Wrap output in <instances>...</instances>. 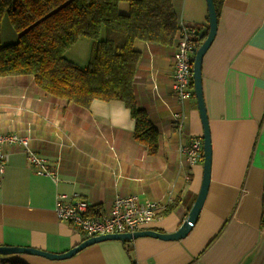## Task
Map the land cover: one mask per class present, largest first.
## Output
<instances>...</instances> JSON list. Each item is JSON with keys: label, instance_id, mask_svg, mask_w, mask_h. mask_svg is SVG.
Masks as SVG:
<instances>
[{"label": "crops", "instance_id": "crops-1", "mask_svg": "<svg viewBox=\"0 0 264 264\" xmlns=\"http://www.w3.org/2000/svg\"><path fill=\"white\" fill-rule=\"evenodd\" d=\"M178 26H209L207 0H172ZM130 11L129 0L118 5ZM217 35L203 59L202 77L212 136V173L197 222L186 237L106 240L64 259L16 254L26 264H264V0H224ZM86 38L66 52L80 65ZM178 41L137 39V104L158 130V151L134 139L135 120L124 102L94 100L80 107L45 92L32 75L0 77V133L31 137L55 171L37 173L19 145L7 146L0 176V244L63 253L87 237L55 211L58 194L78 196L89 213L107 215L115 198L137 194L167 207L144 226L179 229L200 192L203 158L182 162L180 148L203 137L196 96L180 102L173 89ZM82 44H79L81 43ZM90 43V42H89ZM91 51V47H90ZM183 111L182 127L174 113ZM170 197V199H169ZM131 249V251L128 250Z\"/></svg>", "mask_w": 264, "mask_h": 264}, {"label": "trees", "instance_id": "trees-1", "mask_svg": "<svg viewBox=\"0 0 264 264\" xmlns=\"http://www.w3.org/2000/svg\"><path fill=\"white\" fill-rule=\"evenodd\" d=\"M120 1L0 0V23L8 16L18 36L0 46V77L32 75L45 92L85 108L96 99L122 101L136 123L134 139L155 154L158 130L135 98L141 54L134 42L173 44L178 19L172 0H129L128 14L120 13ZM214 2L219 18L224 0ZM199 35L194 36L196 46L203 40ZM82 38L92 40L85 66L66 57ZM0 264L26 263L0 255Z\"/></svg>", "mask_w": 264, "mask_h": 264}, {"label": "built area", "instance_id": "built-area-1", "mask_svg": "<svg viewBox=\"0 0 264 264\" xmlns=\"http://www.w3.org/2000/svg\"><path fill=\"white\" fill-rule=\"evenodd\" d=\"M197 30L183 24L179 27L178 41L175 50L173 89L180 102H185L194 96L193 89V60L196 51L194 36ZM178 126L182 127L186 114L174 113ZM19 145L24 149L28 162L37 173L56 178L54 170L48 167L46 159L31 146V137L19 132L0 133V176L5 170L9 159L7 146ZM182 162L194 165L203 157V138L193 136L190 141L180 148ZM170 199V197H169ZM167 207L163 200H141L137 194L120 196L113 201L110 212L105 216L89 213L90 204L78 196L58 194L55 211L60 220L75 225L87 237L108 233L134 232L161 215Z\"/></svg>", "mask_w": 264, "mask_h": 264}, {"label": "water", "instance_id": "water-1", "mask_svg": "<svg viewBox=\"0 0 264 264\" xmlns=\"http://www.w3.org/2000/svg\"><path fill=\"white\" fill-rule=\"evenodd\" d=\"M209 26L204 28L199 35L202 42L197 46L194 60H193V89L194 95L197 98V103L200 111V116L203 124V180L200 192L189 212L187 219L182 223L178 230L170 233L159 232L153 229H142L134 232L122 233H108L97 236H92L83 240L80 244L74 246L63 253H54L47 250L29 247V246H12L0 244V255H16V254H36L49 259H64L71 257L79 250L88 245L106 241V240H121L122 242L134 240L139 237L151 236L164 240H177L187 236L193 225L197 222L201 209L204 205L206 196L208 194L211 173H212V136L209 124L208 113L206 109L204 91H203V77L202 66L203 59L213 43L218 31V14L215 7L214 0H207Z\"/></svg>", "mask_w": 264, "mask_h": 264}, {"label": "rangeland", "instance_id": "rangeland-1", "mask_svg": "<svg viewBox=\"0 0 264 264\" xmlns=\"http://www.w3.org/2000/svg\"><path fill=\"white\" fill-rule=\"evenodd\" d=\"M17 39H18L17 33L15 29L13 28L9 17L5 16L3 18V21L0 23V46L5 45L7 43L15 42L17 41ZM82 42H84L85 44L84 45L85 49L82 52L81 59H82V56H86L85 59H88L89 53H91L90 47H92V40L86 38ZM82 42L79 44H82ZM85 59L84 60L82 59V61L86 62L87 60ZM82 66H85V65H82Z\"/></svg>", "mask_w": 264, "mask_h": 264}]
</instances>
